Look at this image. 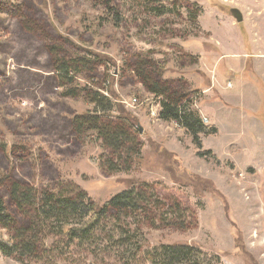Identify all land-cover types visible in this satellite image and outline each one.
Returning <instances> with one entry per match:
<instances>
[{"label":"rangeland","instance_id":"1","mask_svg":"<svg viewBox=\"0 0 264 264\" xmlns=\"http://www.w3.org/2000/svg\"><path fill=\"white\" fill-rule=\"evenodd\" d=\"M112 3L125 22L92 34L103 11L93 0H0V172L38 189L72 181L100 205L133 183H152L161 197L190 209V228L148 231L147 247L188 243L224 264H264V0H165L162 17L139 10L138 0ZM85 51L112 64L92 65L78 83L107 91L114 82L119 102L140 122L132 129L140 155L128 170L102 171L92 160L102 151L72 130L74 116L91 106L82 96H60L55 64ZM146 77L191 93L189 107L217 127L201 134L202 150L221 164L200 158L183 128L152 114L158 104ZM9 185L0 193L25 225ZM86 258L56 260L96 264ZM0 264L20 263L0 255Z\"/></svg>","mask_w":264,"mask_h":264},{"label":"trees","instance_id":"2","mask_svg":"<svg viewBox=\"0 0 264 264\" xmlns=\"http://www.w3.org/2000/svg\"><path fill=\"white\" fill-rule=\"evenodd\" d=\"M150 1L155 0H138L139 10L157 17L169 11L165 0L155 8L150 7ZM93 3L103 11L98 13L92 34L106 25L119 28L125 22L126 15L112 0ZM85 52L86 56L70 61L60 59L55 64L62 88L60 96L67 99L82 96L91 106L74 116L72 130L102 151L101 156L92 158L102 171L118 173L126 165L128 170V164L140 155L138 138L132 132V129L139 131L140 122L119 102L114 82L107 91H95L88 83H78L80 75L90 74L92 65L112 64L97 52ZM154 70L158 72L156 66ZM158 75L162 73L159 71ZM145 80L159 106V118L183 128L199 147L200 158L210 156L221 164L212 151L202 150L201 134L216 133L217 127L206 126L199 112L189 107L191 93L174 90L167 82L150 83L147 77L144 84ZM6 180L10 182L7 188L10 200L26 220L25 225L16 220L0 193V255L7 259L20 264H57V255L70 258L85 254L88 261L96 264H224L219 255L208 254L188 243L147 247L148 231L190 228L187 222L190 209L174 197L170 201L161 197L152 183H133L100 205L72 181L59 179L38 189L0 172V188Z\"/></svg>","mask_w":264,"mask_h":264},{"label":"water","instance_id":"3","mask_svg":"<svg viewBox=\"0 0 264 264\" xmlns=\"http://www.w3.org/2000/svg\"><path fill=\"white\" fill-rule=\"evenodd\" d=\"M231 13L232 16L237 20V22L241 23L244 20V16L239 9L233 8L231 9Z\"/></svg>","mask_w":264,"mask_h":264},{"label":"built area","instance_id":"4","mask_svg":"<svg viewBox=\"0 0 264 264\" xmlns=\"http://www.w3.org/2000/svg\"><path fill=\"white\" fill-rule=\"evenodd\" d=\"M132 102H133V103H138L139 100H138L137 98H134V99L132 100ZM155 108H156V110H157L158 106H156ZM152 114H154V115L156 116V115H157V111L154 110V111L152 112ZM205 121H207V119H205Z\"/></svg>","mask_w":264,"mask_h":264}]
</instances>
